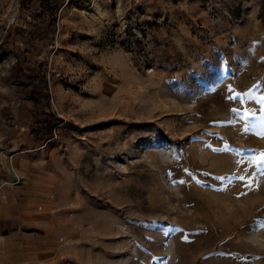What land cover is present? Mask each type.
I'll list each match as a JSON object with an SVG mask.
<instances>
[{
  "label": "rangeland",
  "instance_id": "obj_1",
  "mask_svg": "<svg viewBox=\"0 0 264 264\" xmlns=\"http://www.w3.org/2000/svg\"><path fill=\"white\" fill-rule=\"evenodd\" d=\"M22 115L68 201L58 264H264V0H0Z\"/></svg>",
  "mask_w": 264,
  "mask_h": 264
},
{
  "label": "crops",
  "instance_id": "obj_2",
  "mask_svg": "<svg viewBox=\"0 0 264 264\" xmlns=\"http://www.w3.org/2000/svg\"><path fill=\"white\" fill-rule=\"evenodd\" d=\"M22 116L21 124L0 121V264H58L65 243L57 234L65 236L71 220L63 211L68 201L60 197L44 139Z\"/></svg>",
  "mask_w": 264,
  "mask_h": 264
},
{
  "label": "snow or ice",
  "instance_id": "obj_3",
  "mask_svg": "<svg viewBox=\"0 0 264 264\" xmlns=\"http://www.w3.org/2000/svg\"><path fill=\"white\" fill-rule=\"evenodd\" d=\"M250 151H255V150H250ZM256 163L259 164L260 161L264 160V153H262L260 156H254L252 158ZM262 168H264V165H261ZM185 171H187V169H185ZM222 179V178H221ZM240 179H244V177H240ZM185 181L183 180H180V181H173V183H184ZM247 187L249 188H252L253 187V182L251 181V179H249V182L248 184L246 185ZM259 185L256 184V187H258ZM259 227H264V220L260 221L259 224H258ZM171 230H174V231H181V229L179 228H173ZM165 235H167V232H165Z\"/></svg>",
  "mask_w": 264,
  "mask_h": 264
},
{
  "label": "trees",
  "instance_id": "obj_4",
  "mask_svg": "<svg viewBox=\"0 0 264 264\" xmlns=\"http://www.w3.org/2000/svg\"><path fill=\"white\" fill-rule=\"evenodd\" d=\"M26 100H27V102L31 103L32 105H33L34 103H36L35 100H33L32 97H27ZM40 136H41V138H44V135H40Z\"/></svg>",
  "mask_w": 264,
  "mask_h": 264
}]
</instances>
